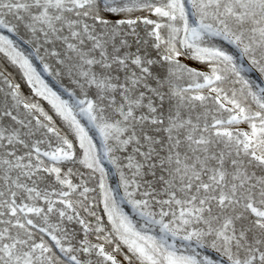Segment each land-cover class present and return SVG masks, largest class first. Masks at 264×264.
Masks as SVG:
<instances>
[{
  "label": "snow or ice",
  "instance_id": "snow-or-ice-1",
  "mask_svg": "<svg viewBox=\"0 0 264 264\" xmlns=\"http://www.w3.org/2000/svg\"><path fill=\"white\" fill-rule=\"evenodd\" d=\"M0 264H264V0H0Z\"/></svg>",
  "mask_w": 264,
  "mask_h": 264
}]
</instances>
